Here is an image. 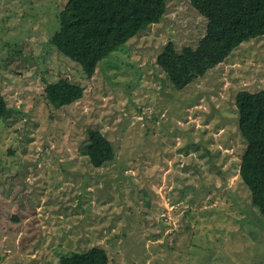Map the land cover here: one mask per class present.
<instances>
[{"label":"rangeland","instance_id":"1","mask_svg":"<svg viewBox=\"0 0 264 264\" xmlns=\"http://www.w3.org/2000/svg\"><path fill=\"white\" fill-rule=\"evenodd\" d=\"M69 0H0V264H61L104 249L110 264H264V217L240 177L236 95L264 90V36L179 90L157 64L196 48L207 20L166 0L158 23L89 79L50 43ZM84 88L56 108L48 84ZM89 130L113 144L95 169Z\"/></svg>","mask_w":264,"mask_h":264},{"label":"trees","instance_id":"2","mask_svg":"<svg viewBox=\"0 0 264 264\" xmlns=\"http://www.w3.org/2000/svg\"><path fill=\"white\" fill-rule=\"evenodd\" d=\"M207 20L206 33L196 48L177 51L169 43L157 64L179 90L223 63L240 45L264 36V0H190ZM167 11L166 0H69L58 14L59 28L50 39L58 51L77 63L91 79L98 65L129 40L158 24ZM46 98L56 108L84 96V88L67 78L48 84ZM238 129L247 147L240 177L250 191L252 205L264 217V90L237 93ZM0 93V120L11 116ZM86 155L93 168H102L116 156L113 144L99 130H89ZM61 264H110L107 252L93 247L62 256Z\"/></svg>","mask_w":264,"mask_h":264}]
</instances>
